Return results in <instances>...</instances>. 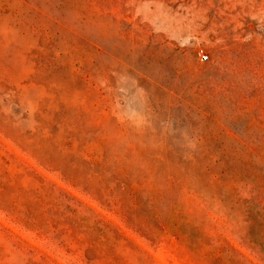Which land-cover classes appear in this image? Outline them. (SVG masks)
<instances>
[{
    "label": "rangeland",
    "instance_id": "obj_1",
    "mask_svg": "<svg viewBox=\"0 0 264 264\" xmlns=\"http://www.w3.org/2000/svg\"><path fill=\"white\" fill-rule=\"evenodd\" d=\"M0 264H264V0H0Z\"/></svg>",
    "mask_w": 264,
    "mask_h": 264
},
{
    "label": "built area",
    "instance_id": "obj_2",
    "mask_svg": "<svg viewBox=\"0 0 264 264\" xmlns=\"http://www.w3.org/2000/svg\"><path fill=\"white\" fill-rule=\"evenodd\" d=\"M200 58L202 59V60H206L207 59V57L205 56V55H200Z\"/></svg>",
    "mask_w": 264,
    "mask_h": 264
}]
</instances>
